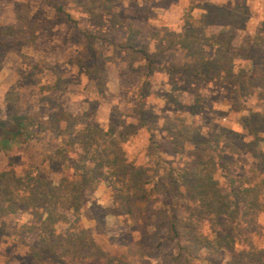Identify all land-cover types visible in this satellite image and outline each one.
I'll list each match as a JSON object with an SVG mask.
<instances>
[{
  "label": "rangeland",
  "instance_id": "1",
  "mask_svg": "<svg viewBox=\"0 0 264 264\" xmlns=\"http://www.w3.org/2000/svg\"><path fill=\"white\" fill-rule=\"evenodd\" d=\"M16 117L0 264L264 248V0H0V121Z\"/></svg>",
  "mask_w": 264,
  "mask_h": 264
},
{
  "label": "trees",
  "instance_id": "2",
  "mask_svg": "<svg viewBox=\"0 0 264 264\" xmlns=\"http://www.w3.org/2000/svg\"><path fill=\"white\" fill-rule=\"evenodd\" d=\"M24 127V118L16 117L12 129L4 127L0 121V147L6 148L8 146L9 139H14ZM76 197H74V200ZM76 202L77 199H76ZM228 264H264V248H249L248 250H242L237 253H233L231 260Z\"/></svg>",
  "mask_w": 264,
  "mask_h": 264
}]
</instances>
